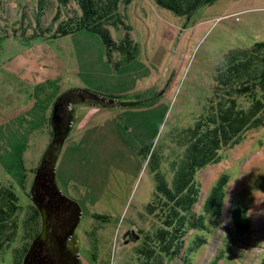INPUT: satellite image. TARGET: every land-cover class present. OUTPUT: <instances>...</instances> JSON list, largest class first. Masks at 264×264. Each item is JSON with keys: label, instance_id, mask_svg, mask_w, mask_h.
<instances>
[{"label": "rangeland", "instance_id": "1", "mask_svg": "<svg viewBox=\"0 0 264 264\" xmlns=\"http://www.w3.org/2000/svg\"><path fill=\"white\" fill-rule=\"evenodd\" d=\"M125 2L108 20H116L108 26L113 49L86 28L54 36L82 13L75 0H43L44 9L41 0H0V189L17 192L21 223L0 250V264L30 263L44 229L35 193L58 150L56 133L61 138L67 129L55 182L82 210L79 264H140L135 250L159 225L145 210L157 186L150 150L172 184L187 130L225 93L217 76L228 56L264 42V0H215L184 15L156 0ZM127 37L134 59L117 50ZM55 109L58 117L70 114L62 134ZM221 151L220 161L197 174L202 200L195 211L209 227L187 226L184 250L167 264H264V124ZM219 183L223 215L216 216L203 202Z\"/></svg>", "mask_w": 264, "mask_h": 264}, {"label": "trees", "instance_id": "2", "mask_svg": "<svg viewBox=\"0 0 264 264\" xmlns=\"http://www.w3.org/2000/svg\"><path fill=\"white\" fill-rule=\"evenodd\" d=\"M42 1L39 6L44 9L46 7L43 6ZM59 1L62 5L67 6L70 0ZM75 1L78 3L82 13L77 17H72L68 23H61L54 36L67 35L86 28L100 34L109 43V48L114 49L113 45L116 47V41L113 42L110 38L108 26L115 24L116 20L111 23H108V20L117 16L118 6L122 0ZM129 1L126 0L125 3ZM156 1L159 5L172 8L171 10H174V12L178 11L177 13L184 15L211 4L215 0ZM187 1L189 2L187 3ZM189 4L190 6H188ZM105 19L108 21L107 24ZM38 24L41 27V32H50L49 28L44 29L41 21ZM35 35H41V33ZM42 36L44 35L42 34ZM124 40L125 45L123 43L120 44L117 50L123 53L125 49L126 54L131 55L133 59L136 58L137 48H134L135 50L130 49L129 52L125 48L131 44L132 39L127 37ZM131 56L127 57L126 60L130 61ZM124 58H126V55ZM228 58L229 63L225 65L224 73H220L217 76V81L225 93L219 96L213 112L187 130L188 148L180 162V166L175 171L172 184L169 183L165 174L161 173L157 167L159 154H157L156 148L150 150L151 159L155 162L157 186L153 199L145 206V210L148 214L156 217L159 225L158 227L154 226V231L145 233L141 245L135 250L140 264H167L165 262L166 258L170 259L174 258L175 255L179 256L181 251L184 250V240L182 238L184 237V232H186L185 230L190 227V223L193 225V222H195L196 226H202L204 229L209 227L205 222L202 223L203 215H201L202 218L200 217L201 219L199 220L196 217V211H194L195 205L202 200V191L197 176L198 172L207 165L220 161L222 157L221 150L232 145L246 129L264 124V42H257L250 48L234 50ZM240 98H244V101L241 102ZM12 188L0 189V250L8 246L21 224L17 220L18 217H14L15 210H18L20 205L17 192ZM170 188L171 190H169ZM223 192L224 190L222 191L219 183L218 187H215L205 197L203 206L206 211L216 216L222 215L220 213V208L222 209L220 194ZM192 196L193 199H191ZM179 199L180 201H177ZM175 201L177 202L173 203ZM186 204L188 208L185 209ZM189 204L191 207H189ZM214 206L216 207L214 208ZM216 208H218V211L215 210ZM173 211L177 212L174 213ZM180 213L185 215H180ZM37 214L38 211H34L31 217L32 221H30L33 226H37V224L35 225ZM196 219L199 223L194 221ZM182 225H186L185 230H182ZM159 250H163V254Z\"/></svg>", "mask_w": 264, "mask_h": 264}, {"label": "flooded vegetation", "instance_id": "3", "mask_svg": "<svg viewBox=\"0 0 264 264\" xmlns=\"http://www.w3.org/2000/svg\"><path fill=\"white\" fill-rule=\"evenodd\" d=\"M69 115L62 113L58 117L56 124L60 133L66 130ZM51 155L47 159V163H49L47 176L40 181L39 189L35 193L37 194L36 206L38 204L42 206L47 215V235L44 240H40L35 245L37 250L31 255L29 264H79V255L77 250H74V246L76 239H80L79 225L82 221V216H79L80 208L75 200L72 201L68 196L59 195L55 182L57 171L55 173L53 167L55 156ZM40 215L41 228L39 232L43 229L44 224L43 213L40 212Z\"/></svg>", "mask_w": 264, "mask_h": 264}, {"label": "water", "instance_id": "4", "mask_svg": "<svg viewBox=\"0 0 264 264\" xmlns=\"http://www.w3.org/2000/svg\"><path fill=\"white\" fill-rule=\"evenodd\" d=\"M56 117L58 118V116L56 115V109H55L54 118H56ZM68 132H69V129H67L65 131V133L62 134V137L61 138L58 136V133H56V135H57L58 138L55 136V140H56L55 147L58 150L56 151V154H55V157H54L53 167H55V165H56V161H57V158H58V154H59L60 147H62V144H63V141H64V137L67 135ZM57 140H59V142ZM45 155H48V153H46ZM54 172L56 173V171H54ZM55 173H54V176H55ZM38 206L41 209V212L43 213V221H44V229L41 232V234L39 235V238L41 240H44L46 238V235H47V226H46L47 225V222H46V216L47 215H46V212H45L44 208L42 206H40L39 204H38ZM79 208H80L79 209V216H81L82 210H81V207L80 206H79ZM140 236H141L140 234H137L136 237H134V238L135 239H138ZM34 248H35V246L32 245L30 251L28 252V257L29 258H31V255H33L35 253V249Z\"/></svg>", "mask_w": 264, "mask_h": 264}, {"label": "bare ground", "instance_id": "5", "mask_svg": "<svg viewBox=\"0 0 264 264\" xmlns=\"http://www.w3.org/2000/svg\"><path fill=\"white\" fill-rule=\"evenodd\" d=\"M192 1H193V0H192ZM194 1H196V0H194ZM172 2H173V1H172ZM182 2H183V1H182ZM188 2H189V1H187V3H188ZM192 3H193V2H192ZM194 3H195V2H194ZM185 4H186V3H185ZM195 4H196V3H195ZM125 6H126V5H125ZM170 6H171V5H170ZM188 6H190V4H189ZM109 7H110V6H109ZM176 7H177V6H176ZM178 7H179V6H178ZM184 7H185V6H184ZM171 9H172V8H171ZM171 9H170V10H171ZM177 9H178V8H177ZM183 10H185V9L183 8ZM91 11H92V10H91ZM177 12H178V11H177ZM91 14H92V13H91ZM108 16H109V15H108ZM110 16H112V15L110 14ZM113 16H114V15H113ZM106 17H107V16H106ZM108 18H110V17H108ZM114 19H115V18H114ZM105 20H106V19H105ZM109 20H110V19H109ZM106 21H107V20H106ZM112 21H113V20H112ZM107 22H108V21H107ZM107 22H105V23L107 24ZM109 22H110V21H109ZM99 23H100V22H99ZM96 24H97V23H96ZM98 32H99V31H98ZM102 32H103V31H102ZM104 40H105V39H104ZM192 188H193V187H192ZM169 190H171V188H170ZM194 190H195V189H194ZM167 191H168V190H167ZM165 192H166V191H165ZM168 192H169V191H168ZM171 192H172V191H171ZM173 194H174V193H173ZM186 194H187V193H186ZM169 195H170V194H169ZM169 195H168V196H169ZM174 195H176V194H174ZM174 195H172V196H174ZM184 195H185V193H184ZM189 195H190V194H189ZM170 196H171V195H170ZM179 197H180V196H179ZM186 197H188V196H186ZM194 197H195V196H194ZM167 198H168V197H167ZM181 198H182V197H181ZM170 199H172V198H170ZM170 199H169V200H170ZM183 199H184V197H183ZM183 199H182V200H183ZM186 199H187V198H186ZM191 199H193V196L191 197ZM194 199H195V198H194ZM184 200H185V199H184ZM188 200H189V199H188ZM195 200H196V199H195ZM177 201H180V199L177 200ZM177 201H175V202H173V203H176ZM185 201H187V200H185ZM189 202H190V201H189ZM181 203H183V202H181ZM184 203H186V202H184ZM163 204H164V203H163ZM171 205H172V204H171ZM172 206H173V205H172ZM183 207H184V206H183ZM189 207H191L190 204H189ZM215 207H216V206H214V208H215ZM172 208H173V207H172ZM181 208H182V205H181ZM186 208H188V207H187V204H186L185 209H186ZM183 209H184V208H183ZM183 209H182V210H183ZM185 209H184V210H185ZM217 209H218V208H216L215 210H217ZM171 210H173V209H171ZM171 210H170V211H171ZM178 210H179V209H178ZM178 210H177V211H178ZM187 210H188V209H187ZM177 211H173V212L175 213V212H177ZM185 211H186V210H185ZM194 211H195V210H194ZM213 211H214V210H213ZM217 211H218V210H217ZM217 211H216V212H217ZM173 212H172V213H173ZM179 212H180V211H179ZM179 212H178V213H179ZM184 213L186 214V212H184ZM184 213H183V214L180 213V215H183V216H184V215H185ZM198 213H199V212H198ZM173 215H175V214H173ZM176 215H178V214H176ZM180 215H179V216H180ZM186 215H187V214H186ZM222 215H223V214H222ZM198 216L201 217L200 214H199ZM198 216H197V214H196V217H198ZM186 217H187V216H186ZM202 217H203V216H202ZM202 217H201V218H202ZM182 218H183V217H182ZM184 218H185V217H184ZM201 218H199V219H201ZM170 219H172V218H170ZM194 219H195V218H194ZM197 219H198V218H197ZM197 219H196V220H197ZM196 220H195V221H196ZM203 220H204V219H203ZM183 221H184V220H183ZM184 222H185V221H184ZM197 222H198V220H197ZM182 223H183V222H182ZM198 223H199V222H198ZM202 223H203V222H202ZM190 225H192V223H190ZM182 226H183V225H182ZM182 230H183V229H182ZM185 231H187V230H185ZM165 245H166V244H165Z\"/></svg>", "mask_w": 264, "mask_h": 264}, {"label": "crops", "instance_id": "6", "mask_svg": "<svg viewBox=\"0 0 264 264\" xmlns=\"http://www.w3.org/2000/svg\"><path fill=\"white\" fill-rule=\"evenodd\" d=\"M106 72H108V71L106 70ZM85 117H86V116H85ZM85 117L80 121V124H79L80 126H82V125L85 124V122H86V118H85ZM77 122H78V121H77ZM77 122H76V123H77Z\"/></svg>", "mask_w": 264, "mask_h": 264}]
</instances>
